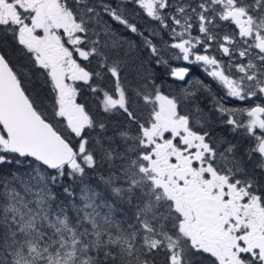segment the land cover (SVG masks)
Here are the masks:
<instances>
[{
    "label": "snow or ice",
    "instance_id": "snow-or-ice-1",
    "mask_svg": "<svg viewBox=\"0 0 264 264\" xmlns=\"http://www.w3.org/2000/svg\"><path fill=\"white\" fill-rule=\"evenodd\" d=\"M0 35V264H264V0H0Z\"/></svg>",
    "mask_w": 264,
    "mask_h": 264
},
{
    "label": "trees",
    "instance_id": "trees-1",
    "mask_svg": "<svg viewBox=\"0 0 264 264\" xmlns=\"http://www.w3.org/2000/svg\"><path fill=\"white\" fill-rule=\"evenodd\" d=\"M0 52H3L4 54H6L9 57V59H11L12 62L14 64H16L18 67H22L24 65L29 64L27 59L22 56L21 52L18 50L17 46L15 45V43L11 39V37H6L3 35H0ZM144 55H146V52L144 53ZM23 71L25 72V74L27 76L28 69L26 67H24ZM167 79H169V78H164L160 81V83L163 86V91H165V93H166L165 86L167 84ZM165 80H166V82H165ZM26 87L34 90L33 94L39 93L41 99L44 101V104L46 106L50 107V101L45 96L46 89L43 85L42 80L32 78V82L27 83ZM77 98H78V102L88 105L89 107H91V109L93 111H95L96 105L93 102L94 98H93L92 94L88 91L86 85L81 86L80 94L78 95Z\"/></svg>",
    "mask_w": 264,
    "mask_h": 264
},
{
    "label": "flooded vegetation",
    "instance_id": "flooded-vegetation-1",
    "mask_svg": "<svg viewBox=\"0 0 264 264\" xmlns=\"http://www.w3.org/2000/svg\"><path fill=\"white\" fill-rule=\"evenodd\" d=\"M200 75H201V74H200L198 71L194 73V77H198V76H200ZM178 83H179V82H173L170 78L167 79V86H165L166 93L171 92L172 94H176V92L178 91L176 85H177ZM77 100H78V98H77ZM200 102H201V106L205 108V111H207L208 108L210 107V101H209L206 97L201 96V100H200ZM214 134H219V135H222V136H227L229 139H234V137L232 136V134H230V133H226V132L224 131V129L221 128V127H219V126L215 127V129H214ZM235 139L238 140L239 138H238V137H235ZM246 167H247L249 170H251L252 167H253L252 162L248 161V162L246 163ZM257 174H258V179L264 180V176H260V175H259V170H257Z\"/></svg>",
    "mask_w": 264,
    "mask_h": 264
},
{
    "label": "rangeland",
    "instance_id": "rangeland-1",
    "mask_svg": "<svg viewBox=\"0 0 264 264\" xmlns=\"http://www.w3.org/2000/svg\"><path fill=\"white\" fill-rule=\"evenodd\" d=\"M146 55H147V53H146ZM165 82H166V80H165ZM166 86H167V84H166Z\"/></svg>",
    "mask_w": 264,
    "mask_h": 264
}]
</instances>
